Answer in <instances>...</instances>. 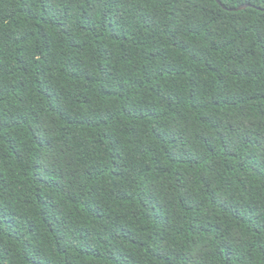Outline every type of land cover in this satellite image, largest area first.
I'll return each instance as SVG.
<instances>
[{"label":"trees","instance_id":"obj_1","mask_svg":"<svg viewBox=\"0 0 264 264\" xmlns=\"http://www.w3.org/2000/svg\"><path fill=\"white\" fill-rule=\"evenodd\" d=\"M0 264H264V0H0Z\"/></svg>","mask_w":264,"mask_h":264},{"label":"water","instance_id":"obj_2","mask_svg":"<svg viewBox=\"0 0 264 264\" xmlns=\"http://www.w3.org/2000/svg\"><path fill=\"white\" fill-rule=\"evenodd\" d=\"M218 4H220V3L218 2ZM247 7H250V6L249 5H242V6H239L238 8H236V9H228V11H239V10H243V9H245Z\"/></svg>","mask_w":264,"mask_h":264}]
</instances>
